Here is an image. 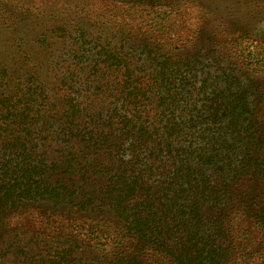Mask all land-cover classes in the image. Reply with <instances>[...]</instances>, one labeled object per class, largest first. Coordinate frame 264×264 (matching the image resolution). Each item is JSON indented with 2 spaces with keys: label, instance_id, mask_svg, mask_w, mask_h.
Segmentation results:
<instances>
[{
  "label": "trees",
  "instance_id": "1",
  "mask_svg": "<svg viewBox=\"0 0 264 264\" xmlns=\"http://www.w3.org/2000/svg\"><path fill=\"white\" fill-rule=\"evenodd\" d=\"M179 1L194 4L149 2ZM159 22L118 39L50 30L47 52L64 49L54 103L31 55L15 80L1 70L0 264H264V77L195 37L171 44ZM45 206L80 233L7 247L11 215Z\"/></svg>",
  "mask_w": 264,
  "mask_h": 264
},
{
  "label": "rangeland",
  "instance_id": "2",
  "mask_svg": "<svg viewBox=\"0 0 264 264\" xmlns=\"http://www.w3.org/2000/svg\"><path fill=\"white\" fill-rule=\"evenodd\" d=\"M149 1L0 0V78L3 68L8 75L10 71L13 80L24 74L20 69V56L29 54L42 66L41 80L47 84L48 94L54 103V92L57 88L55 76L65 70L61 65L64 49L61 41H55L52 42L51 52H47L46 43L41 41L48 40L50 30L68 24L71 26L70 30L80 29L77 34H84L86 38L91 34L103 37L109 35L112 39H118L129 32L127 25H143L142 20H155L158 24L161 20H168V26L174 27L171 44H174V37L177 36L182 37L186 43L195 37L200 42L198 48L212 52L215 58H226L223 62L234 64L241 73L264 77V69L261 68L264 63V0H189L194 1V4L179 1L181 6L174 7L177 11ZM167 3L171 4L164 2L163 5ZM179 7L184 10L179 11ZM182 20L183 23H180ZM195 29L198 30L196 35L189 32ZM231 37L236 39L233 45L228 44ZM73 45V49L78 47L77 42ZM225 46L233 56L232 60L227 59L223 51ZM248 54L254 57L249 58ZM3 94L4 90H0V95ZM64 217L66 215L60 211H47L46 206L41 209L33 207L25 215H11L1 231L2 235H6L4 242L9 247L15 235L22 242H28L31 238L45 233L54 240L60 232L67 236L79 234L80 228H76L77 226ZM248 225L250 226L249 222ZM245 226L243 227L247 230L249 227L246 224ZM109 244L111 247L108 246L105 250L108 248L111 251L114 245ZM13 253L8 254L2 263L23 264L22 258ZM251 262L260 264L259 254Z\"/></svg>",
  "mask_w": 264,
  "mask_h": 264
}]
</instances>
